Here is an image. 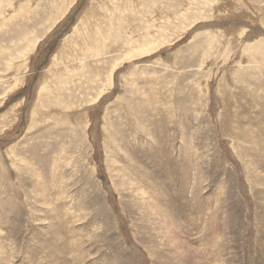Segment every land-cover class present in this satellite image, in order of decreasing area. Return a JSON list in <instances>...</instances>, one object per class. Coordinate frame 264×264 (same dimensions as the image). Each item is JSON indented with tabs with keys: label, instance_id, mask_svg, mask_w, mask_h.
I'll use <instances>...</instances> for the list:
<instances>
[{
	"label": "rangeland",
	"instance_id": "rangeland-1",
	"mask_svg": "<svg viewBox=\"0 0 264 264\" xmlns=\"http://www.w3.org/2000/svg\"><path fill=\"white\" fill-rule=\"evenodd\" d=\"M0 264H264V0H0Z\"/></svg>",
	"mask_w": 264,
	"mask_h": 264
},
{
	"label": "bare ground",
	"instance_id": "bare-ground-1",
	"mask_svg": "<svg viewBox=\"0 0 264 264\" xmlns=\"http://www.w3.org/2000/svg\"><path fill=\"white\" fill-rule=\"evenodd\" d=\"M94 11V10H93Z\"/></svg>",
	"mask_w": 264,
	"mask_h": 264
}]
</instances>
